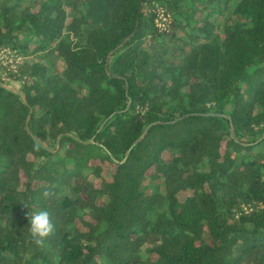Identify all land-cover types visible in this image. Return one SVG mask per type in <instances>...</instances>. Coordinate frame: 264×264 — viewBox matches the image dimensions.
Instances as JSON below:
<instances>
[{"label": "trees", "instance_id": "16d2710c", "mask_svg": "<svg viewBox=\"0 0 264 264\" xmlns=\"http://www.w3.org/2000/svg\"><path fill=\"white\" fill-rule=\"evenodd\" d=\"M30 41L47 62L0 80V264H264V0H0V48Z\"/></svg>", "mask_w": 264, "mask_h": 264}, {"label": "rangeland", "instance_id": "374dc122", "mask_svg": "<svg viewBox=\"0 0 264 264\" xmlns=\"http://www.w3.org/2000/svg\"><path fill=\"white\" fill-rule=\"evenodd\" d=\"M149 7H145L147 10ZM223 13L220 15L219 22H217L218 27L221 26L220 23L227 18V13ZM199 12L197 11L195 15H198ZM70 17L68 16L66 20ZM169 29V28H168ZM178 34L183 35L182 30H178ZM34 42L30 41V52H22L20 49L12 48V47H2L0 48V80H2L6 86L18 90L21 86V81L26 78L25 73L21 74V66L25 63H32L33 61H44L47 62L48 56L45 55L46 51L43 49H37L32 51V46ZM57 65L59 68L62 67L60 61H57ZM21 77V78H20ZM166 157L171 156L168 151L164 152ZM110 171L109 167H106V174L108 175ZM149 180V177L145 178V181ZM181 196V193H180Z\"/></svg>", "mask_w": 264, "mask_h": 264}, {"label": "clouds", "instance_id": "9594fccd", "mask_svg": "<svg viewBox=\"0 0 264 264\" xmlns=\"http://www.w3.org/2000/svg\"><path fill=\"white\" fill-rule=\"evenodd\" d=\"M35 150H39V145L35 146ZM42 195L45 198H49L53 195V193L49 190H45ZM25 206L27 207L26 204ZM29 220V231L33 238V242L37 246L43 247L45 245L46 239L55 233V226L51 221L49 213L46 210H40L29 215Z\"/></svg>", "mask_w": 264, "mask_h": 264}, {"label": "built area", "instance_id": "2783aa9c", "mask_svg": "<svg viewBox=\"0 0 264 264\" xmlns=\"http://www.w3.org/2000/svg\"><path fill=\"white\" fill-rule=\"evenodd\" d=\"M154 13V22L159 30H167L171 21L169 12L163 6L154 5L149 8Z\"/></svg>", "mask_w": 264, "mask_h": 264}, {"label": "water", "instance_id": "95a60500", "mask_svg": "<svg viewBox=\"0 0 264 264\" xmlns=\"http://www.w3.org/2000/svg\"><path fill=\"white\" fill-rule=\"evenodd\" d=\"M135 142H136V141H134L133 144H134ZM133 144H132V145H133ZM132 145H131V146H132Z\"/></svg>", "mask_w": 264, "mask_h": 264}]
</instances>
